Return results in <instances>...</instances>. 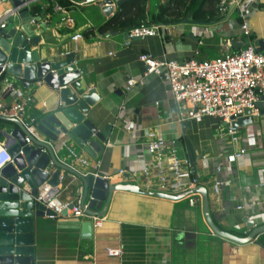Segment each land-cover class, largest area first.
Wrapping results in <instances>:
<instances>
[{"label":"crops","instance_id":"1","mask_svg":"<svg viewBox=\"0 0 264 264\" xmlns=\"http://www.w3.org/2000/svg\"><path fill=\"white\" fill-rule=\"evenodd\" d=\"M159 1L161 6L162 0ZM247 1L259 4L250 17V41L264 52V0H242ZM4 4L9 10L10 3ZM49 5V1L29 5L34 20L31 25L38 31V45L50 56L75 54L77 65L87 72L85 80L89 88L95 89L99 97L89 118L100 130L109 129L106 151L98 162L71 144L67 146L97 163L95 174L105 177L110 185L142 187L140 176H134L132 171L143 168L144 162L139 157L144 155L145 135L148 131H159L169 139L175 137L180 158L192 163L201 186L207 190L209 215L214 224L238 237L250 233L246 219L263 226L264 188L259 185L264 184V115L258 123L237 129V142L228 135L226 123L218 119L181 121L166 75L144 77L145 66L139 61L142 53L158 60L184 62L214 59L226 52L239 51L241 48L237 50L235 44L244 46L248 40L240 32L237 5L227 0V5L222 7L224 18L219 21L189 19L169 25L172 29L168 34L129 40L124 38V33L110 32L107 36L98 32L117 8L109 17L100 6L72 8L69 16L73 24H70L63 23L60 14L47 13ZM37 7L42 9L40 15L34 13ZM15 21H20L19 26L23 22L19 17ZM76 35L83 38L75 41ZM130 79L138 84L129 88ZM6 80L15 82L10 77ZM17 85L26 95L33 96L35 106L28 113L37 120L57 105V95L46 85L38 83L28 89ZM2 101L11 104L13 98L7 95ZM129 121L133 124L132 132L126 131ZM11 128L0 121V143L5 140L3 132ZM241 149L247 154L234 162L235 154ZM64 152L65 157H70L66 149ZM73 165L78 172H89V168ZM220 166L221 175L217 174ZM121 170L126 172L120 174ZM218 177H224L227 183L217 199L212 186ZM58 188L59 202H81L82 186L75 178L70 177ZM198 200L196 206H190L186 199L171 201L115 192L105 217L101 218L102 225L94 228L91 240L82 238L81 225L86 220L70 216L36 219L35 264H264V248L254 243L238 245L215 235L205 220L202 199ZM250 204L253 207H246ZM239 206L244 210L239 211ZM258 241L264 245V234ZM109 248H120L122 256L109 257Z\"/></svg>","mask_w":264,"mask_h":264},{"label":"water","instance_id":"2","mask_svg":"<svg viewBox=\"0 0 264 264\" xmlns=\"http://www.w3.org/2000/svg\"><path fill=\"white\" fill-rule=\"evenodd\" d=\"M9 1L13 9L21 7L19 18L23 22L19 26L20 21H12L0 32V73L4 70L2 80L10 77L27 89L42 83L57 95L58 101L53 109L38 118L35 134L29 133L16 119L0 117V121L12 127L10 131L3 132V137L13 160L0 171V264H35L36 219L54 216L52 211L37 200L41 189L45 184L53 188L64 185L70 177L81 183V204L87 216L105 217L115 192H129L171 201L200 194L205 220L215 235L238 245L254 243L264 248L258 241V237L264 234V225L257 226L253 220L246 219L250 233L245 237H238L222 231L214 224L209 215L208 193L203 186L180 196H169L148 193L137 185H110L101 175L78 172L71 156L65 157L62 143L71 144L94 162L100 160L106 151L109 129L100 130L89 118L99 97L95 89L89 88L85 80L87 72L79 68L75 54L50 56L43 46L38 45V31L31 25L33 19L29 9L33 1ZM126 1H117L116 8H120ZM101 8L107 17L114 11L113 6ZM47 26L44 25L43 29ZM124 38L129 40V34L126 33ZM242 47L243 44H235L237 50ZM1 88L0 81V90ZM257 108L264 115V98H261ZM258 122L259 117L251 116L247 110L244 117L232 122V127L243 129ZM27 138L30 143H27ZM67 215V211H64L63 216ZM93 232V221H84L81 225L82 238L91 240Z\"/></svg>","mask_w":264,"mask_h":264},{"label":"built area","instance_id":"3","mask_svg":"<svg viewBox=\"0 0 264 264\" xmlns=\"http://www.w3.org/2000/svg\"><path fill=\"white\" fill-rule=\"evenodd\" d=\"M33 3L49 1L53 3V13L62 15L63 23L73 24V18L69 16L67 8L62 7L57 2L59 0H32ZM71 8H83L88 6L110 7L116 10V2L119 0H66ZM171 0H162V5ZM239 8L240 32L248 42L237 52H226L214 59L188 60L180 62L177 60H158L151 54L142 53L139 61L145 66L144 77L149 75H166L169 81L171 96L177 105L181 121L191 119L196 122L209 117L218 119L228 126L227 133L234 142H237V129L232 127V122L245 116L247 110L251 116L260 117V109L257 104L264 98V52L250 41L252 34L250 27V17L253 10L258 8L256 1L242 2V0H232ZM9 0H0L6 3ZM112 2V4H109ZM11 5V4H10ZM227 5V0H222L221 7ZM20 8L5 10L0 15V32L12 21L19 17ZM113 15V14H112ZM114 16V15H113ZM34 20L31 21V23ZM169 25L143 24L132 29L129 34L130 39L141 38L152 34L170 32ZM82 35H76L75 41L81 40ZM0 73V81L2 74ZM138 83L134 79L128 80V87L132 88ZM128 88V89H129ZM12 96L13 102L6 104L2 101L4 96ZM35 106L33 96L26 95L13 81L4 79L0 90V117L18 120L28 130L35 134L37 118L29 115L30 107ZM127 132L133 131L132 122H127ZM27 143H30L27 138ZM177 138H167L159 131H148L145 135V142L142 145L144 155L139 158L144 162L141 170L132 171L134 176H140L143 186L139 187L148 192L169 196H180L194 191L201 182L193 171V165L189 160H182L178 153ZM71 158L76 164L84 168H89L90 173H95L98 169L97 163H92L88 158L82 157L75 150L65 143H62ZM246 150L241 149L234 156V162L245 156ZM12 157L5 146V142L0 143V171L8 164L12 163ZM126 170L119 171L120 174ZM223 173V167L217 168V174ZM96 176H98L96 174ZM105 178V177H103ZM224 177H218L213 186L212 193L215 198H219L223 186L226 184ZM264 188V184H260ZM58 187L44 186L38 197V202L46 209L53 212L52 219H58L67 211V216L86 221H93L94 228L102 225V219L87 216L82 208V204L76 202L61 203L58 200ZM201 198L200 194L188 195L185 199L190 206H196ZM246 207H253L248 205ZM244 210L243 206L237 208ZM123 251L120 248H109L107 255L111 258H120Z\"/></svg>","mask_w":264,"mask_h":264},{"label":"trees","instance_id":"4","mask_svg":"<svg viewBox=\"0 0 264 264\" xmlns=\"http://www.w3.org/2000/svg\"><path fill=\"white\" fill-rule=\"evenodd\" d=\"M154 0H127L118 8L98 32L101 35L112 33H128L132 29L142 26L143 20L150 15V6ZM222 0H171L158 6L155 14H151V23L158 25H174L192 19L194 21H219L224 18L221 7ZM62 7L71 10V4L66 0L57 2ZM42 9L37 7L34 10L40 15ZM53 3H50L47 13H52ZM93 33V31L89 32Z\"/></svg>","mask_w":264,"mask_h":264},{"label":"rangeland","instance_id":"5","mask_svg":"<svg viewBox=\"0 0 264 264\" xmlns=\"http://www.w3.org/2000/svg\"><path fill=\"white\" fill-rule=\"evenodd\" d=\"M159 4H160V1L159 0H154L151 3V6H150V9H151L150 16L148 18H145L143 20V23L144 24H151V18H150L151 17V14H155L157 12ZM6 7H7V5L6 6L1 5L0 6V10L5 9Z\"/></svg>","mask_w":264,"mask_h":264},{"label":"bare ground","instance_id":"6","mask_svg":"<svg viewBox=\"0 0 264 264\" xmlns=\"http://www.w3.org/2000/svg\"><path fill=\"white\" fill-rule=\"evenodd\" d=\"M1 5H3V6H6L7 4H1V3H0V6H1ZM7 8H8V5H7V7H6L5 9H3V10H0V15H1V14H2V12H3L4 10H6Z\"/></svg>","mask_w":264,"mask_h":264}]
</instances>
